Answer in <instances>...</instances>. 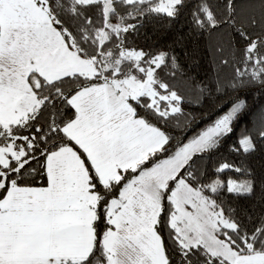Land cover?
I'll return each mask as SVG.
<instances>
[{"label": "snow or ice", "instance_id": "snow-or-ice-1", "mask_svg": "<svg viewBox=\"0 0 264 264\" xmlns=\"http://www.w3.org/2000/svg\"><path fill=\"white\" fill-rule=\"evenodd\" d=\"M225 8L221 19L210 0H0V264H264V208L224 199L254 194L251 169L197 166L264 91V0L259 15ZM185 15L192 35L234 30L209 44L213 74L188 83L230 107L173 144L168 129L193 119L178 57L130 37ZM261 141L264 117L230 151ZM39 175L46 186H31Z\"/></svg>", "mask_w": 264, "mask_h": 264}, {"label": "trees", "instance_id": "trees-1", "mask_svg": "<svg viewBox=\"0 0 264 264\" xmlns=\"http://www.w3.org/2000/svg\"><path fill=\"white\" fill-rule=\"evenodd\" d=\"M210 2L221 19L227 16L228 13L225 8L227 0H210ZM234 3L236 5L235 14L238 17L253 13L259 15L261 10V0H234ZM130 22L136 23L134 20ZM230 35H234V30L227 24H222L212 37H209L207 33L202 36L192 35L185 15L171 21L161 17L146 19L138 33L130 37L134 47L153 51L171 48L178 57L184 75L180 76L177 73L176 88L181 94L188 96L183 108L193 119L189 123V128L181 130L173 126L168 129L170 134L175 137L173 144L186 142L189 137L200 132L228 111L230 107L227 103L228 97L214 94L198 101L196 95L190 91L188 83L190 77H195L197 81H201L213 74L209 44L213 41L226 42ZM247 101L248 107L234 122L233 133L224 138L218 149L204 156L203 159L197 160V166L209 174H212L222 161L243 165L251 169L256 180L254 194L248 198L237 199L225 196L224 199L233 208L249 212L255 210L259 213L264 208V187H262L264 185V141L258 142L256 152L247 157L230 151V146L236 142L241 133L245 129L257 127L264 117V91L252 89L247 96ZM235 176L237 174L229 170L221 174L223 179ZM27 181L31 186L37 187L46 186L47 183L46 177L43 175L35 178L29 176Z\"/></svg>", "mask_w": 264, "mask_h": 264}]
</instances>
